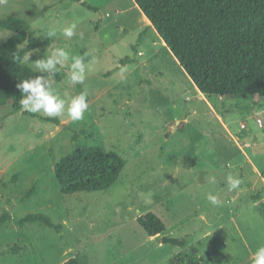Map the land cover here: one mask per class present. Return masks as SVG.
Here are the masks:
<instances>
[{"label": "rangeland", "instance_id": "1", "mask_svg": "<svg viewBox=\"0 0 264 264\" xmlns=\"http://www.w3.org/2000/svg\"><path fill=\"white\" fill-rule=\"evenodd\" d=\"M83 1L95 9L0 0V21L23 19L40 39L57 31L26 64L56 47L69 53L57 65L61 79L48 78L66 101L59 124L0 107V215L12 217L0 223V264H58L74 252L86 264H175L182 248L163 236L188 240L185 264H253L264 246V100L201 93L134 0ZM73 23L69 39L63 30ZM10 34L0 30V43ZM85 53L92 69L73 83L71 63ZM82 92L88 109L73 121L67 106ZM90 145L120 154L124 170L107 190L63 194L55 164ZM228 175L242 180L236 193L227 190ZM148 211L166 225L162 234L149 236L137 222ZM30 213L49 216L60 231L17 224Z\"/></svg>", "mask_w": 264, "mask_h": 264}, {"label": "trees", "instance_id": "2", "mask_svg": "<svg viewBox=\"0 0 264 264\" xmlns=\"http://www.w3.org/2000/svg\"><path fill=\"white\" fill-rule=\"evenodd\" d=\"M87 8H95L83 0ZM150 21L160 38L179 61L198 90L207 96L256 98L264 100V0H134ZM0 30L10 36L0 43V107L23 110L22 80L43 76L61 79L60 72L36 70L23 60L25 55L51 43L40 39L31 25L23 19L8 17L0 21ZM125 58L122 63L130 62ZM50 81V80H49ZM59 124L57 117H42ZM126 160L115 151L97 145L78 146L61 157L54 174L63 194L98 192L109 189L120 177ZM12 219L8 212L0 215V223ZM137 222L149 236L166 230L162 219L152 211L137 216ZM17 224L41 223L56 231L51 218L42 213H30L17 219ZM188 238V237H187ZM161 241L179 246L175 264H185L188 245L186 238L163 236ZM58 264H86L79 252L69 255Z\"/></svg>", "mask_w": 264, "mask_h": 264}, {"label": "clouds", "instance_id": "3", "mask_svg": "<svg viewBox=\"0 0 264 264\" xmlns=\"http://www.w3.org/2000/svg\"><path fill=\"white\" fill-rule=\"evenodd\" d=\"M76 24H72L63 30V35L69 39L76 35ZM49 38L57 35V31L52 29L46 34ZM28 54V59H29ZM87 53L78 55L73 58V62L70 66V80L73 83L83 84L86 79L87 72L91 71V62L85 63ZM69 59V53L64 47H56L54 50L47 54L45 59L37 60L31 63L30 66L39 69L41 71H47L49 73H56L60 71L57 65L63 67L65 62ZM17 88L21 92V106L22 108L31 113L42 112L48 117L60 116L66 107L65 99H62L58 94H55L51 88L50 81L43 76H38L34 79L22 80L17 84ZM88 109L87 93L82 92L75 98H72L67 106V113L73 121H79L84 118V113ZM212 183L216 182V177L209 178ZM227 190L232 193H236L242 184V180L237 177L228 175L226 177ZM144 195V194H142ZM149 199H150V194ZM207 200L213 204L218 205L220 203L218 196L212 193L207 195ZM253 264H264V246H260L255 253H252Z\"/></svg>", "mask_w": 264, "mask_h": 264}, {"label": "crops", "instance_id": "4", "mask_svg": "<svg viewBox=\"0 0 264 264\" xmlns=\"http://www.w3.org/2000/svg\"><path fill=\"white\" fill-rule=\"evenodd\" d=\"M136 6H137V5H136ZM137 7H138V6H137ZM162 42H163V45L166 46V44H165V42H164L163 40H162Z\"/></svg>", "mask_w": 264, "mask_h": 264}]
</instances>
